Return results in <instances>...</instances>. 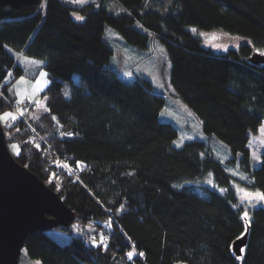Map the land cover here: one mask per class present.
Instances as JSON below:
<instances>
[{"label": "trees", "instance_id": "obj_1", "mask_svg": "<svg viewBox=\"0 0 264 264\" xmlns=\"http://www.w3.org/2000/svg\"><path fill=\"white\" fill-rule=\"evenodd\" d=\"M106 26L141 49L152 37L163 43L176 93L202 120L204 132L228 145L226 164L247 175L245 187L264 193V153L254 167L248 146L264 121V64L249 61L264 50V0L0 6V115L16 105L12 86L25 74L10 48L42 60L50 80L42 92L48 111L3 125L7 144H18L16 160L76 213L74 224L93 228L76 235L72 225L57 227L69 235L66 243L35 231L25 239L28 256L41 264H264V205L249 211L248 241L237 256L233 243L246 233L245 209L232 184L237 178L205 141L173 146L178 130L160 119L165 97L149 79L128 82L108 66L114 50L104 39ZM191 27L248 42L215 51ZM210 173L224 191L202 182ZM102 235L107 248L92 243Z\"/></svg>", "mask_w": 264, "mask_h": 264}, {"label": "rangeland", "instance_id": "obj_2", "mask_svg": "<svg viewBox=\"0 0 264 264\" xmlns=\"http://www.w3.org/2000/svg\"><path fill=\"white\" fill-rule=\"evenodd\" d=\"M63 1L73 7H77L96 2L97 0H84L83 3H77L75 0ZM110 8L114 12H119V8L115 5H110ZM73 16L75 18L82 17L75 12ZM190 29L200 37L203 46L210 47L215 51L225 52L231 48L239 49L242 43L248 42L246 38L242 36L233 35L223 30H201L197 27H191ZM193 29L196 31H193ZM104 39L114 50V54L108 63L110 68L118 71L120 76L128 82H132L137 77L149 79L153 84L155 92L165 97L166 103L161 110L160 119L162 121L171 122L178 130V135L173 141V146L180 148L188 141H205L210 146L211 153L215 158L222 161L227 171L237 178L232 181V184L239 197V203L244 209H247L249 213V211L255 207L264 205V202L253 199L250 203L248 199L244 198V193L239 191L240 189L250 193L260 191L245 187L242 181L247 180V175L238 165L226 164V161L232 154L228 145L215 135L205 133L202 120L176 93L170 80L171 63L167 57L166 48L163 43L160 42L159 39L152 37L149 48L141 49L137 46L128 44L121 34L110 26H106L105 28ZM9 50L16 58L18 64L24 68L25 74L18 78L12 86V96L16 99V105H12V108L4 113H12L17 119L25 115L29 119H38L43 113L48 111L46 97L42 96V92L50 83L48 74L44 68V62L26 56L20 51L11 48ZM256 51L264 53V50L261 49ZM41 73L46 75H41ZM74 77L77 79L78 74H75ZM64 94L67 97L70 95L69 85L65 86ZM21 112H23V115H20ZM1 123L5 127H8L7 125H14L16 120L13 121L9 118L6 123L4 121H1ZM262 128H264V121L260 125L258 132L251 134L248 144L254 167L260 165L261 157L264 153V131H261ZM9 147L11 153H18V144L12 143ZM202 182L217 187L212 173L206 175ZM218 189L222 190L221 188ZM72 228L76 235L86 232L93 233V228L90 226L81 228L73 223ZM48 232L61 243H66L70 239L69 235L56 229ZM19 264L41 263L38 260L30 258L26 250L23 249Z\"/></svg>", "mask_w": 264, "mask_h": 264}, {"label": "water", "instance_id": "obj_3", "mask_svg": "<svg viewBox=\"0 0 264 264\" xmlns=\"http://www.w3.org/2000/svg\"><path fill=\"white\" fill-rule=\"evenodd\" d=\"M36 0H0V6L21 8ZM249 61L264 64V55L254 52ZM76 213L62 197L34 172L16 160L0 121V264H19L26 237L39 230L71 226ZM247 232L234 241L233 250L241 256L248 241Z\"/></svg>", "mask_w": 264, "mask_h": 264}, {"label": "snow or ice", "instance_id": "obj_4", "mask_svg": "<svg viewBox=\"0 0 264 264\" xmlns=\"http://www.w3.org/2000/svg\"><path fill=\"white\" fill-rule=\"evenodd\" d=\"M75 2L83 3L84 0H75ZM77 19H83V17H77ZM193 31H196V30L193 29ZM261 54L264 55V53H261ZM41 75H46V74L41 73ZM20 115H23V112H21ZM9 118L13 121H15L17 119V117L12 113H4L2 116H0V121H4L6 123ZM53 119H55V117H53ZM7 126L11 127V125H7ZM17 130L19 131V129H17ZM261 131H264V128H262ZM37 148H39V145H37ZM221 191H224V190L222 189ZM239 191L244 193V198L248 199L250 203L253 199H255L257 201L264 202V193H260V192L250 193V192L244 191L243 189H240ZM233 207H236V205H233ZM120 210H123V205H121ZM241 219L244 221V232H247L248 228L251 226V223H252L251 217L249 216L247 209H245L243 211ZM92 243L94 246H104L105 248H107L106 239L103 236H101L99 240H96L95 238H93ZM241 251H243V249H241ZM127 255H128L129 259H132L134 252L130 251L127 253ZM139 255L142 256L143 253H139ZM237 258H239V257H237Z\"/></svg>", "mask_w": 264, "mask_h": 264}, {"label": "built area", "instance_id": "obj_5", "mask_svg": "<svg viewBox=\"0 0 264 264\" xmlns=\"http://www.w3.org/2000/svg\"><path fill=\"white\" fill-rule=\"evenodd\" d=\"M32 138L38 140V143H40V144L42 143L40 137H39L36 133H34V134L32 135ZM68 170H69V169H68ZM69 172H70L71 174H73L74 176H77V174H78V172H77V171H74V170H69ZM142 253H143V252H142Z\"/></svg>", "mask_w": 264, "mask_h": 264}]
</instances>
